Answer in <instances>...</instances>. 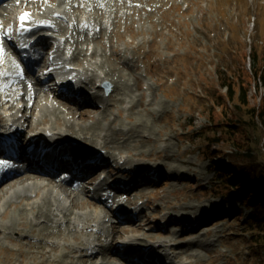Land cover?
<instances>
[{"label": "rangeland", "instance_id": "374dc122", "mask_svg": "<svg viewBox=\"0 0 264 264\" xmlns=\"http://www.w3.org/2000/svg\"><path fill=\"white\" fill-rule=\"evenodd\" d=\"M132 22L134 27L127 28ZM113 27L116 34L103 32V46L98 39L95 43L103 49V56L109 58L106 60L109 79L113 83L120 82V88L128 95L124 96L123 104L116 103L120 99L119 92L109 81L111 92L103 94L110 101L113 95L117 101H111L113 107L106 113L103 125L148 124L151 132L140 136L150 138L146 139L149 142H142L136 135L128 142L131 148L127 149L145 156L159 154L157 158L137 160L146 166L144 172L149 176V185L141 187L135 198L143 196L136 198L143 202L152 200L150 206L144 207L146 212L140 218L154 220V234H158L163 226L161 216H194L193 211L183 209L185 206H193L196 211H211L222 219L209 226V235L200 233L195 237L200 239L202 247L188 248L195 256L193 264H264V225L254 222V209L243 202L251 183L246 187L228 184L227 179L216 172L214 163L219 166L226 163L230 174L229 165L234 162L235 170L244 175L243 168L253 160L245 154L252 147L257 162L264 164V129L261 127L252 135L254 132L247 125L235 137L245 144L241 151L231 141L221 144L209 141L221 135L210 117L214 116L216 121L226 118L218 114L220 107H215L219 96L228 91L223 86L225 80L237 81L238 85L252 83L248 106L240 104L238 85L234 100L225 99L230 113L233 112L228 113L229 121L237 119L236 116L248 121L246 112L251 107L259 108L264 100V83L248 76V73L254 75L255 69L264 68V0H153L145 5V10L120 19ZM100 31L98 28L95 32L98 35ZM118 36L131 44L127 50L123 41L116 44ZM71 44L72 49H77L75 37L71 38ZM238 105L241 106L237 110ZM115 118L116 124H113ZM151 168L157 171H150ZM259 178H264L263 172ZM157 207L162 209L159 218H155ZM13 213L14 216L9 214L1 222L19 219L20 210L15 209ZM191 226L189 221L184 232H190ZM16 227V231L25 234L16 236L12 231L6 237L0 236V264H38L43 260L40 251L31 255L28 244L22 239L29 234L30 226ZM149 229L151 225H146L138 234L150 239ZM178 229L168 230L177 237ZM165 236L169 235L162 237Z\"/></svg>", "mask_w": 264, "mask_h": 264}, {"label": "bare ground", "instance_id": "6f19581e", "mask_svg": "<svg viewBox=\"0 0 264 264\" xmlns=\"http://www.w3.org/2000/svg\"><path fill=\"white\" fill-rule=\"evenodd\" d=\"M134 1L0 0V129L24 116L26 124L21 127V136L31 134L40 142L42 136L48 133L51 135L47 136V142L51 146L56 147L60 142H72V153L80 152L83 158L89 154L101 157L99 165L91 170L92 174L82 178L78 185H73L64 178L59 179L42 173L35 168L27 169L24 176L19 175L0 182V236L6 237L12 231L14 235L21 236L25 232L16 231V225H29V234L22 239L23 243L28 244L31 255L40 251L43 260L38 264H129V257L136 258L141 254L145 262L148 257L156 255L162 261L166 259L162 264L169 263L168 260H171L170 264H193L195 256L188 251L191 247L201 246L200 239L195 237L200 233L209 235V226L222 219L211 211H196L193 206H185L184 210L193 211L192 218L165 215L162 221L167 223L168 227L159 229V233L154 234V220L140 218L146 211L143 207L151 205L150 200L140 206L134 198L124 203L120 199V190L115 188L124 184L125 181L121 177H125L127 183L132 184L137 182L141 175L145 176L143 169L146 167L137 162V159H153L159 157V154L145 156L142 152L127 149L131 148L128 142L136 135L142 142H149L146 139L150 138L144 139L140 136L143 132H151L148 124H120V127L103 125V121L107 119L106 113L113 107L111 101L117 99L112 95L110 101L101 96L102 85L107 81L112 82L120 96L116 103L123 104L124 96L128 93L122 91L120 82L114 79L117 85L109 79L110 71L106 70V60L109 58L103 56V49L99 48L98 44L91 42L95 40V36L89 37L88 32L93 31L98 23L101 31H104L111 28V21L117 23L119 18L127 16L129 11H142L136 9ZM41 27L43 31L31 32ZM30 28L32 30L28 31ZM71 30L72 35L69 36ZM28 33L32 39L27 38ZM39 33H43L45 37H38ZM72 37H75V51H78L79 56H71V64L79 65L76 71L77 77L82 80L80 89L82 92L91 89L90 87L96 90L84 95L85 102H90L89 108L79 110L77 105H74L77 103L74 99L71 100L74 102L72 104L62 95H55L53 100V90L47 87L48 82L41 84L38 80L35 81L34 103L30 111L26 104L25 107L23 104L18 107L17 101L11 100L7 87L9 78L16 73L17 68L6 55L2 41L11 38L21 45L29 46L31 41L41 48L50 45L53 46L51 49L55 48L56 54L60 55L62 44L71 46ZM97 39L99 45L103 46L102 35H98ZM81 44H88V48H92L90 55L87 54L88 48L85 49ZM126 45L128 46L127 42L123 41V46ZM127 73L131 76L129 71ZM95 100H104V105L94 103ZM102 116L104 117L101 119ZM88 120L93 123L88 124ZM113 124H116V118ZM124 166H128V169L118 170ZM104 170L106 176L97 183L96 180ZM150 171H157V168H151ZM26 183H29L28 187L19 188V185ZM143 185L145 183H142ZM101 191L114 194H110L106 200H99L96 194ZM139 191L140 188L131 186L126 196L128 198ZM60 192L67 196L68 207L64 206L65 201ZM15 209L20 210L19 219L1 222L9 214L14 216ZM161 210L160 207L156 208L155 218L160 217ZM189 220L194 223V228L186 233L184 227ZM146 225H151L150 241L144 237L145 234H138ZM172 227L179 228L180 234L177 237L175 233H169L168 229ZM163 235L169 236L162 237Z\"/></svg>", "mask_w": 264, "mask_h": 264}, {"label": "trees", "instance_id": "16d2710c", "mask_svg": "<svg viewBox=\"0 0 264 264\" xmlns=\"http://www.w3.org/2000/svg\"><path fill=\"white\" fill-rule=\"evenodd\" d=\"M257 53L255 51L254 53V60H256ZM262 68V67H261ZM255 69V68H254ZM255 74L250 75L248 73V76L251 79H254L256 82L264 83V68L262 69H255L254 70ZM249 80V79H247ZM251 82L247 83V85H244V82H241L240 85H238L237 81H231V80H225L223 82V86L227 87L228 91L225 95H220L219 98L217 99L215 103V107L219 106L220 107V112L218 114L222 115L223 117H226L224 121H216L214 116L210 117V122L215 125L217 128V132L220 133L221 135L219 137H214L213 139H210L209 141L212 142L213 144H221L222 142H229L231 141L239 150L242 148H245V144L243 142H239L238 139H235V137L242 133L244 128L248 125L251 126L252 128V135L256 134L259 128L264 129V100L261 104V106L258 107H251L246 113L249 116V120L246 121L244 118H240L237 115V112H234V115L237 117V119L231 121L228 120V113H230L229 106L226 104L225 99H230L234 100V94L236 92V85L239 86V101L240 104L248 106V92H249V87L251 86ZM241 105H238L235 107L237 110L240 108ZM214 107V108H215ZM230 114H233L231 112ZM222 122V124L220 123ZM250 134V138H251ZM228 138V139H226ZM251 146V145H250ZM252 147L248 148L247 153L245 154L246 157H250L253 160L249 161V165L244 167L243 169L246 171L244 175H241V173L235 169L236 164L233 162L230 164L231 168V173L229 174L230 171H228L226 168H228V165L226 163L222 165H216L217 162L215 161V170L218 172L219 175H222L227 179L228 184H232V186L237 185L241 186L244 185V187L247 186L249 182H252V185L247 189L246 191V196L243 202H245V205L251 206L253 211L255 213L253 214V220L257 224L264 225V178L261 179L259 178V174L263 172L264 176V164L257 162V158L254 157L255 155L252 153ZM241 151V150H240ZM240 155V154H239ZM236 154V156H239ZM215 156L211 157L210 159L213 160ZM221 162V161H219ZM222 163V162H221ZM243 169H238V170H243ZM234 172H237L234 175ZM232 193V192H230ZM256 194V196L254 195ZM235 197V195H234Z\"/></svg>", "mask_w": 264, "mask_h": 264}, {"label": "water", "instance_id": "95a60500", "mask_svg": "<svg viewBox=\"0 0 264 264\" xmlns=\"http://www.w3.org/2000/svg\"><path fill=\"white\" fill-rule=\"evenodd\" d=\"M107 86H108V90L110 91V87H111V86H110L109 84H107Z\"/></svg>", "mask_w": 264, "mask_h": 264}]
</instances>
